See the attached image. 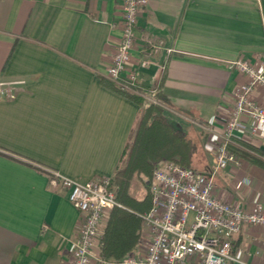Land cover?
<instances>
[{
	"label": "crops",
	"instance_id": "1",
	"mask_svg": "<svg viewBox=\"0 0 264 264\" xmlns=\"http://www.w3.org/2000/svg\"><path fill=\"white\" fill-rule=\"evenodd\" d=\"M123 1L0 0V81H23L0 98V264H70L80 214L48 170L85 183L112 177L120 164L140 108L101 78L111 82L105 73ZM144 58L149 64L139 67ZM239 58H264V0H148L139 13L128 68L172 104L171 124L196 144L203 173L213 170L243 80L231 64ZM252 95L264 105V88ZM247 121L234 139L264 151V126L252 131ZM239 158L213 174L216 193L264 211V167ZM141 222L127 254L143 253L149 240ZM100 247L101 238L91 264H103ZM231 253L227 264H264V226H243Z\"/></svg>",
	"mask_w": 264,
	"mask_h": 264
},
{
	"label": "built area",
	"instance_id": "2",
	"mask_svg": "<svg viewBox=\"0 0 264 264\" xmlns=\"http://www.w3.org/2000/svg\"><path fill=\"white\" fill-rule=\"evenodd\" d=\"M148 0H124L118 28L120 37L115 44L105 76L120 89L141 94L146 100L159 103L154 95L156 87L142 91L135 70L129 69L134 46L137 18ZM148 52L158 45L147 40ZM148 59H139L145 67ZM243 76L233 90L232 108L225 120L223 134L215 143L214 167L210 174L198 172L171 159L157 162L147 181L150 207L140 214L149 240L141 254H126L122 258L99 263L109 264H227L236 260L231 253V240L243 226H264V211L245 210L220 198L216 193L213 174L221 166L238 165L240 158L232 146L241 147L233 135L248 128L255 131L264 126V105L253 97L257 87L264 88V58L251 62L239 58L231 62ZM22 80L0 81V98L10 96ZM247 118V119H246ZM52 186L66 191L67 200L78 210L80 225L73 242L70 264H91L99 246L105 225V215L113 207H122L110 188L111 177H100L81 183L48 170Z\"/></svg>",
	"mask_w": 264,
	"mask_h": 264
},
{
	"label": "trees",
	"instance_id": "3",
	"mask_svg": "<svg viewBox=\"0 0 264 264\" xmlns=\"http://www.w3.org/2000/svg\"><path fill=\"white\" fill-rule=\"evenodd\" d=\"M101 83L130 99L140 108L137 122L110 183L116 199L124 208L115 206L110 210L107 225L101 236L100 256L103 259H119L126 255L139 239L138 230L142 220L140 214L135 212H143L151 204L148 191L141 198L129 193L131 181L141 175L149 178L155 164L164 159H171L194 169L196 144L187 140L181 130L173 128L170 113L162 105L146 100L139 93L120 89L115 83L104 78H101ZM142 91L148 92V89L143 88ZM154 97L172 107L160 92H156ZM239 143L241 147H231L238 157L240 155L264 167V151L244 142Z\"/></svg>",
	"mask_w": 264,
	"mask_h": 264
},
{
	"label": "rangeland",
	"instance_id": "4",
	"mask_svg": "<svg viewBox=\"0 0 264 264\" xmlns=\"http://www.w3.org/2000/svg\"><path fill=\"white\" fill-rule=\"evenodd\" d=\"M158 104H162V106H164V108L171 113L170 109L168 106H166L165 104L159 102ZM204 139L206 138V136H203ZM218 140V139H217ZM194 161L196 162V164H194V169L198 172H202L205 171V167H202L201 164H198L199 161H201V156L198 155V153H196V156H194ZM147 181L148 178L141 175L140 178H134L131 181L130 187H129V193L136 197V198H141L144 196L145 192L148 191L147 189Z\"/></svg>",
	"mask_w": 264,
	"mask_h": 264
}]
</instances>
